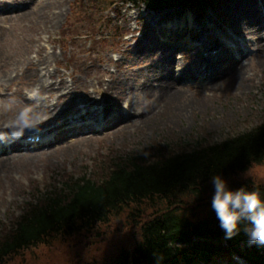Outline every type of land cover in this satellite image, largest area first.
Here are the masks:
<instances>
[{
    "label": "rangeland",
    "instance_id": "1",
    "mask_svg": "<svg viewBox=\"0 0 264 264\" xmlns=\"http://www.w3.org/2000/svg\"><path fill=\"white\" fill-rule=\"evenodd\" d=\"M53 1L54 3L43 6L40 4L41 1L35 0H0V41L3 45L0 51V58L3 59V63L0 64V85L8 88L6 91L0 90V118L2 119L0 130L4 127L2 123L13 124L19 110L26 106L23 97L34 98V94L28 90L24 92L23 97L22 94L14 93L18 86L25 83V80L16 82L15 75L12 79L10 77L13 84L8 82L5 85L7 79L2 81L1 76L12 67H19L21 62L28 63L29 57L34 59L32 50L41 47H44L48 54L56 56V62L51 63L49 71L53 75H61L64 83L68 85L67 90L70 88L73 90L70 91V96L57 101L58 110L66 107L68 112L67 106L73 102L81 105V101L85 98L98 99L102 93L93 91L104 90L106 86L101 87V82H109L110 75L117 73L121 76L120 80L122 79L117 80V76L113 81V83L118 81L115 85L119 84L118 95L126 93L128 100L135 104L138 113L141 111L137 107L143 109V112L153 110L154 123L149 121L131 132L119 133L116 130L117 127H113L94 134L69 135L49 147L40 145L31 149H19V152L14 154L0 155V160L10 158L5 160L3 167H0V232L4 225L7 226L9 221L20 213L25 202L38 197L39 192L50 190L63 178L82 174L95 177L114 160L135 152L149 154L156 149L167 152L185 151L192 149L198 143L220 142L222 139L252 128L264 119V65H257L255 59H252L248 69L253 77L251 85L241 91L218 90L211 94L210 91L205 93L203 90L199 95L198 92L185 93L171 101L163 100L160 103L157 100L155 104L153 97L149 98L148 94L140 92L146 78L151 77L153 71L158 69L156 61L152 62L158 57V51L154 54L150 51L143 55L138 53V50L145 49L143 45L149 41H141L138 48L134 46V41L140 39L141 34L148 30L146 24H154L159 18L175 16L173 20L176 25L170 24L169 20L166 24L169 27L172 26L175 32L172 44L191 47L194 45V40L200 39V42L206 44V48L209 49L216 44L218 37L219 39L225 37L228 21L236 13L234 10L228 11L232 0H215L214 6L203 10L201 17L183 6L166 8L156 13L142 5L133 6L129 3L122 5L118 0H115L113 5L109 0ZM95 1L100 6L94 8L95 18H92V27L95 30L90 31L82 25L83 21H86L84 15L93 11ZM239 5L240 2L238 10ZM100 7L104 11L99 9ZM87 8H91L92 11L86 12ZM26 10L27 12L23 13ZM58 11L59 14H56L55 12ZM43 13L54 16L53 27L45 28L36 21V17ZM103 15L107 16L105 20ZM182 22L194 24L191 27H196L198 30L195 38L190 39L187 36L185 40H182L186 33L185 30L178 33ZM100 23L101 26L98 28ZM80 27L82 28L79 30ZM261 32L264 35V29ZM155 36L157 38L154 43H162L165 47L171 46L170 42L161 40L163 37L161 32ZM241 38L252 42L251 39H247L248 36ZM158 47L154 49L157 50ZM208 49L202 52V57ZM254 49V44L245 47L242 55L249 57ZM180 53L181 51H175L171 58L176 62L179 61ZM243 62L246 63L245 60ZM172 69H174L173 75H176L177 69L175 67ZM55 80L58 81L57 78L51 81ZM185 81H182V84ZM187 84L197 85L196 82L195 84L187 82ZM195 89L198 88H193ZM64 92L66 91L59 90L49 98L47 95L43 97L48 101L47 104L54 105L57 94L62 95ZM3 93L7 94L8 100L3 97ZM202 97L209 100L204 101ZM128 100L121 101L122 110L128 105ZM34 102L35 107H38L39 101ZM40 127H44V124ZM89 135L95 139L74 142L70 150L57 149L65 142L69 143ZM47 149L49 152L40 154ZM29 152L40 155L37 158H30L27 157ZM239 176L264 182V162ZM111 225L115 228L114 221ZM110 243L111 239L106 238L95 246L105 249ZM65 248L54 243L52 246L25 250L20 259L12 264H70V262L75 263L77 254L81 258L95 254L93 251L85 254L83 248L76 245L75 239ZM236 263L231 259H215L211 264Z\"/></svg>",
    "mask_w": 264,
    "mask_h": 264
},
{
    "label": "trees",
    "instance_id": "2",
    "mask_svg": "<svg viewBox=\"0 0 264 264\" xmlns=\"http://www.w3.org/2000/svg\"><path fill=\"white\" fill-rule=\"evenodd\" d=\"M119 1L156 13L183 6L202 16L215 0ZM85 17L90 28L92 15ZM263 162L264 119L220 142L198 143L185 151L135 152L95 177L63 178L25 202L20 214L3 226L0 264L54 243L66 249L74 239L85 254H95H77L70 264H209L231 254L264 264V246L249 244L244 225L239 235L226 240L211 209V178L216 175L232 189L257 191L264 201V182L239 176ZM106 238L111 243L105 249L95 246Z\"/></svg>",
    "mask_w": 264,
    "mask_h": 264
},
{
    "label": "bare ground",
    "instance_id": "3",
    "mask_svg": "<svg viewBox=\"0 0 264 264\" xmlns=\"http://www.w3.org/2000/svg\"><path fill=\"white\" fill-rule=\"evenodd\" d=\"M41 1L40 4L45 6L46 4L54 3L53 0H35ZM239 10H238V4ZM59 3V2H58ZM245 6V7H244ZM237 8V9H236ZM232 10L236 11L234 15L230 17L228 21L227 30L225 37L217 38L216 44L206 48L207 45L200 42L201 40H194V45L191 47L179 46L172 44L174 42L175 32L172 30V26L169 27L166 24L168 20L170 24L176 25L173 18L175 16L159 18L158 21H155L153 24H146L148 30L143 32L140 36V39L134 41V46H138L142 43L141 41L146 42L143 47L145 49L138 50V53L143 55L150 51L151 54H154L155 51L159 52L157 58L153 59L152 62L156 61L158 69L153 71L154 73L151 77H147L142 88H140L141 93L148 94L149 98L153 97V103L158 100L160 103L163 100L171 101L172 99H177L178 97L185 95V93H196L202 94L203 90L205 93L210 91L211 94L222 90L223 92H229L233 90H244L246 86H250L252 80V73H249V65L252 59H255L257 65H264V35H262L264 29V0H232L231 8L228 9L229 12ZM7 11V10H5ZM27 10L23 13H26ZM59 14L58 12H55ZM36 21L40 23L43 27H53L55 24V18L51 14H41L36 17ZM165 24V25H164ZM178 33H182L183 30L186 33L183 35L182 40H185L186 37L193 39L195 38L196 32H198L196 27H191L194 24L181 23ZM162 33V41L170 42L171 46H162V43L156 44V34ZM154 33V34H153ZM247 36L249 38H247ZM241 37L251 39L252 42H247ZM197 39V36H196ZM193 43V42H192ZM254 44V52L248 55L243 54V48L250 47ZM2 42L0 41V51L2 49ZM159 46V47H158ZM154 47H158L157 50ZM208 49L205 56L202 57V52ZM175 51H181V57L179 61H175L171 58L172 53ZM3 52V51H2ZM35 58L32 59L29 57L28 63L21 62L19 67L11 68L7 73L1 76L2 81H5V85L9 82L13 84V81L10 80L16 75V82L18 80H25L22 86H18L15 90V94H22L28 90L34 94L32 99H23L25 100V105L30 106L33 110L34 117L36 121L41 122L40 125L44 124L43 129H40V132L35 134L41 136V141L33 144L40 145H52L54 143H59L65 137L73 134H92L97 130L96 123L101 121L103 122L102 130H109L113 127H117V131L121 132H131L135 131L137 127L144 126L149 121L154 123L155 114L153 110L139 109L141 112L138 113L135 109V104L128 100V96L119 93L118 95V86L113 81L117 78V73L110 75L111 80L109 82H101V87L104 85L106 88L102 91L95 90L94 93H102L98 99L85 98L81 101V105H77L75 102L71 103L67 107L69 111H66V107L56 108L58 105L57 101L64 100L68 95L70 96V91H73L71 88L68 89V85L64 83L61 75H53L49 71L51 63L56 62V56L54 54H48L44 47H41L36 50H32ZM1 53V52H0ZM253 57V58H252ZM245 60L246 63L243 62ZM3 63V59L0 58V64ZM119 68V66L117 65ZM173 67L177 70V74L173 75ZM121 69V68H120ZM11 73V74H10ZM15 73V74H12ZM13 75V76H12ZM121 76H118L117 80H120ZM58 81H51L54 79ZM182 84V81H184ZM187 82H192L197 85L192 86L187 84ZM200 82L202 84L200 85ZM193 84V85H194ZM8 87V86H7ZM26 87V88H24ZM197 87L198 89L193 90ZM1 91H6L8 88L0 85ZM66 91L64 94L56 96V102L54 105L47 104L48 101L43 97H51V95L56 91ZM139 90V89H138ZM110 95H117L111 97ZM207 95V94H206ZM11 96V95H10ZM3 97L8 100L6 93H3ZM124 99L128 100V105L125 109L121 108V101ZM204 101L205 99L202 97ZM39 101L38 107H35L34 101ZM65 102V101H64ZM36 104V103H35ZM58 110V111H57ZM84 111V113H82ZM45 114V115H44ZM44 115V116H42ZM0 122L2 119L0 118ZM3 131H0V134H6L2 139L7 142L6 147L0 145V155H10L19 152L20 147L26 143L28 146L27 131L21 134H10L11 130H15L13 124H4ZM34 135V134H33ZM47 136L44 141L43 137ZM33 137V136H32ZM95 139L92 136L79 137L74 139L69 143L65 142L57 149L61 150H70L74 146L72 143L79 140H89ZM1 140V139H0ZM10 152V153H8ZM49 150H45L40 154L47 153ZM30 158H37L40 154H33V152L27 153ZM1 159V158H0ZM10 158L0 160V167L5 165V160Z\"/></svg>",
    "mask_w": 264,
    "mask_h": 264
},
{
    "label": "clouds",
    "instance_id": "4",
    "mask_svg": "<svg viewBox=\"0 0 264 264\" xmlns=\"http://www.w3.org/2000/svg\"><path fill=\"white\" fill-rule=\"evenodd\" d=\"M40 123L36 121L32 108L24 106L19 110L13 127L23 135L25 131L39 132ZM2 138L3 135H0V139ZM211 184V209L225 234L224 238L230 240L239 235L240 226L243 224L249 244L264 246V201L260 194L257 191H248L243 186L232 189L219 175L211 178ZM157 259L162 261L164 257L159 256Z\"/></svg>",
    "mask_w": 264,
    "mask_h": 264
}]
</instances>
